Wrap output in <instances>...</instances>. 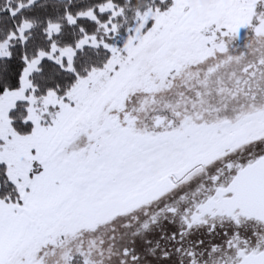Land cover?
<instances>
[{"label": "snow or ice", "instance_id": "1", "mask_svg": "<svg viewBox=\"0 0 264 264\" xmlns=\"http://www.w3.org/2000/svg\"><path fill=\"white\" fill-rule=\"evenodd\" d=\"M0 264H264V0H0Z\"/></svg>", "mask_w": 264, "mask_h": 264}]
</instances>
